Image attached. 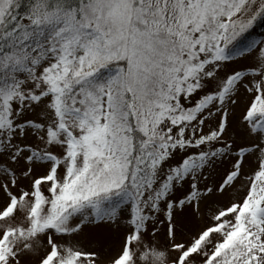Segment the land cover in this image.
Segmentation results:
<instances>
[{"label": "snow or ice", "instance_id": "obj_1", "mask_svg": "<svg viewBox=\"0 0 264 264\" xmlns=\"http://www.w3.org/2000/svg\"><path fill=\"white\" fill-rule=\"evenodd\" d=\"M264 0H0V264H264Z\"/></svg>", "mask_w": 264, "mask_h": 264}, {"label": "rangeland", "instance_id": "obj_2", "mask_svg": "<svg viewBox=\"0 0 264 264\" xmlns=\"http://www.w3.org/2000/svg\"><path fill=\"white\" fill-rule=\"evenodd\" d=\"M256 33H264V24L257 26Z\"/></svg>", "mask_w": 264, "mask_h": 264}]
</instances>
